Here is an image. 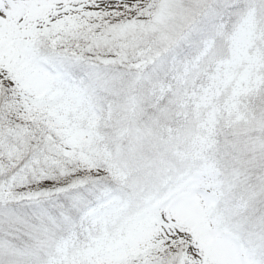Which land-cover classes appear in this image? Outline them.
Instances as JSON below:
<instances>
[{"label":"snow or ice","instance_id":"1","mask_svg":"<svg viewBox=\"0 0 264 264\" xmlns=\"http://www.w3.org/2000/svg\"><path fill=\"white\" fill-rule=\"evenodd\" d=\"M0 264H264V0H0Z\"/></svg>","mask_w":264,"mask_h":264}]
</instances>
